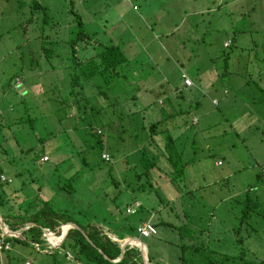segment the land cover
<instances>
[{"label": "rangeland", "instance_id": "obj_1", "mask_svg": "<svg viewBox=\"0 0 264 264\" xmlns=\"http://www.w3.org/2000/svg\"><path fill=\"white\" fill-rule=\"evenodd\" d=\"M30 1L0 0V112L8 109L7 115L20 121L3 132L13 153L8 159L11 163L0 162V181L5 177L10 182L0 186L2 202L14 205L19 200L17 207L25 209L31 200L34 203L30 209H36L49 200L53 209L94 219L91 223L107 231L105 223L112 219L107 209L130 205L131 194L125 188L136 183L147 186V178L161 187L166 197L170 191H194L198 210L191 211L189 217L202 219L204 227H218L220 235H211L210 240L218 252L232 255L242 247L250 259L264 261V217L259 212L264 213V0H240L223 11L215 7L213 12L196 15L193 12L198 4L200 8H211L212 0H37L47 7L49 26L44 36L52 32L49 36H57L53 41L61 43L56 47L57 56L50 59H45L37 42L32 41L41 11L33 15L26 32L20 28L8 31L29 17ZM18 5L27 12L15 13L13 9ZM190 9L192 13L188 12L179 23L183 11ZM73 13L79 16L90 43L119 44L125 52L128 63L122 69L124 77L116 82L113 92H106V101L95 98L94 91L81 89L75 93L70 86L68 46L62 42L69 39L72 30L77 31ZM175 24L180 27L171 33ZM38 28L41 35L40 25ZM194 31L206 35L209 44H196ZM227 40L231 46L224 48L222 44ZM196 63L204 67L206 74L201 89L190 91L195 98L199 94V107L189 106L188 90L181 86L178 74L182 68L194 80L192 66ZM21 67L23 76L13 79ZM135 96L139 99L132 102ZM88 97L86 111L73 107V100ZM168 98L172 106L180 105L189 126L194 117L197 119L198 128L193 133L200 130L186 135L190 143L194 141L186 160L196 161L176 179L179 189L175 191L162 173L170 169L164 159L159 160L158 172L142 175L140 180L134 172L141 171L132 165L138 157L134 150L143 145L148 148L149 132L141 129L142 121L146 125L160 109L167 110ZM213 98L219 103L217 107L211 103ZM22 101L28 110H23ZM165 117L163 114L162 119ZM98 131L100 145L96 144ZM173 135L179 136L180 132ZM28 148L31 152L26 153ZM101 153L110 155L112 162L108 155V163L101 162ZM43 155L49 158L48 163L40 162ZM39 165L45 170H39ZM69 182L73 192L59 188ZM254 198L259 209L245 217L247 199ZM180 199L170 202L165 212L151 215L150 220L159 223L169 218L175 225L180 223L184 220L181 208L186 207ZM173 208H177L179 217L170 211ZM156 231L149 239L133 237L146 244L150 256L176 253V232L161 224ZM236 239H241V247ZM58 241L53 240L55 247ZM117 242L122 245L123 241ZM53 252L50 256L38 254L35 247L14 246L11 264H53V260L57 264H77L61 249ZM0 264H8L2 255Z\"/></svg>", "mask_w": 264, "mask_h": 264}, {"label": "trees", "instance_id": "obj_2", "mask_svg": "<svg viewBox=\"0 0 264 264\" xmlns=\"http://www.w3.org/2000/svg\"><path fill=\"white\" fill-rule=\"evenodd\" d=\"M22 9L23 7L18 5L13 9V11L15 13L27 12ZM46 10V6H43L37 0H31L30 3H28L27 14L29 17H27L24 21H21L18 25L12 26L8 31H13L16 28H20L23 29L22 31L26 32V30H28L30 27L29 22L32 21L33 15L41 11L42 16H39V19L36 20L37 23L32 30V41L37 42L42 56L45 59H50L53 56H57L56 47L60 46L61 43L58 41H53V39L57 38V36L54 38L49 36L54 34L52 32L44 36L43 31L49 26L48 14ZM73 15L75 20L78 21L76 26L77 31L72 30L70 32L69 39L65 42H62L68 46L69 53L67 59L70 60V64L67 66V68L69 69V67H71L69 71L70 74L68 76L70 86L75 93L83 90L94 91L95 98L100 99L102 102L106 101V92L108 90L113 92V90L116 89V82L121 77H124L122 69L124 68L123 66L128 63L126 61L125 52L121 50L119 44H108L107 42L90 43L88 41L90 36L88 33L82 30L79 16L74 13ZM38 25H40V29H42L41 35L38 34ZM224 46L229 48L231 46V42L229 41ZM228 59V56L224 58V64L226 66ZM194 65L195 66H192L194 68V80H191L188 74L184 72V69L182 68L178 70V74L179 78L182 80L181 86L183 85V87L188 90V97L186 100L189 106L191 105L199 107V104L201 103L199 94H197L195 98L191 92L198 90V88L201 89L199 85L202 84V78L206 76V74L202 65H198V63ZM22 69V67L18 68L16 74H13L12 78L14 79L23 76L24 69ZM186 81H188L189 84H186ZM165 83L168 84L167 82ZM200 92L202 93L203 91L201 90ZM174 96L177 99L178 95L176 92ZM138 97L139 96H135L132 102H137L139 99ZM77 99L78 98H76V100L72 99L73 107L79 112L86 111V108L90 105V98ZM167 101V110L160 109L159 113L155 114L154 120L152 119L151 122L146 124L147 126L142 121L141 129L144 130L147 128L149 132L147 143L148 148L143 145L141 148H136V150H134L138 157L134 158V164L132 165L136 166L137 169L135 170L141 171L140 174L136 171L134 172V177L136 180H140L142 175H150L154 171L158 172V170H160V167L158 166L159 160L164 159L166 165L170 169L163 170L162 173H164L169 178V182L173 186V189L177 190L179 187L176 185V181L184 175L186 166L196 161L195 158L186 160L188 155L187 151L190 148L192 149V145L194 144L193 139H191L190 143V138L186 135H195L200 130L193 133V131H196L198 128L197 119L194 117L195 119L191 120L192 124L189 126L188 122L183 118L185 113L182 111L180 105L176 103L178 106H172L169 98ZM262 101L264 102L263 96ZM175 107L178 109L175 110ZM23 110H28L27 105L24 102ZM8 111L9 110L6 109L3 110V112H0V162L6 160L7 162L11 163V160L8 159L13 153V148L11 147L12 145L7 144L10 141L4 136L3 132L10 129L13 123L18 124L20 121L13 120V118L9 116V113L7 115ZM163 114L166 115L164 119H162ZM6 115L7 117H5ZM141 120H143L142 117ZM27 121H29V119ZM128 121L130 122V120ZM175 132H180V135H173ZM184 136H186L185 141L183 143H179V139ZM100 137L101 133L98 131L96 139L97 145L101 144ZM159 141L162 143L161 145H159ZM28 151L31 152L29 148L26 153H28ZM105 154L106 153H101L100 161L108 163V161L111 159L112 162V157L108 154L107 155L110 159L108 161L103 160L102 155ZM42 158L43 156L40 157V159ZM129 158L130 157H127V161ZM47 159L48 160L45 163H48L49 158L47 157ZM127 161L125 159L123 160V162ZM40 168L41 166L39 165V170ZM43 170H45V166ZM1 175H3V171L0 169V176ZM257 179H261L260 174L257 175ZM146 181H148L147 186L136 183L129 186L128 188H125V190L127 192L129 191V194H131V200L129 201L130 205L134 208V214H130L131 216L134 215L133 223L128 222L130 219H127L126 216L128 215L123 208L109 207L107 210L112 220L117 215L118 217L121 216L122 218H119L124 219V221L117 225L111 223L112 221L110 220L107 221L105 225L107 227V231H102L100 227L93 225L91 221L86 218L84 219L75 217L74 215L66 214V211L53 209L49 200L42 201V205L36 209H30L31 205L34 203L30 202V200L28 203L29 207L22 209L17 207V203L20 202L19 200L16 201L14 205H11L10 203L7 204L6 202H2L4 199L0 196V216L2 217L4 223L7 225L10 231L21 232L20 237H8L6 235H2L0 230V238L3 237V242L9 243L11 246L7 251H0V255L6 259L8 264H11V259L15 258L13 253L14 246H17L18 248L35 247L38 251V254L45 252V250L52 251V248H50L48 244L46 247L41 246L42 243H46V240H43L44 238L48 240L46 237V232L44 233L42 230L48 229L49 231L53 232L52 234L54 237H58L60 236L62 226L65 224H74L79 229H70L67 232L63 242L58 247L65 252V256L69 255L74 262L78 264H142V257L139 251L135 248H129L128 246L125 248L122 259L117 263H113L112 261H115L119 258L120 244L116 241H112L107 235V232H111V234L115 235V237L118 239H123L125 235L134 234V232L144 223H150L151 220L149 221L148 218L158 212L157 209L159 206H163V204H165V198L160 192L161 187L153 185L147 178ZM9 183L10 182H8L5 177H3V180L0 181V186L3 187ZM116 184L119 185V183ZM72 186L73 184L69 182L60 185L59 188L67 189L64 192L71 193L73 192L70 191L73 189ZM147 187H149V190H146ZM178 192L180 193V191ZM184 194L186 193H183V196ZM186 195L188 196V194ZM12 196L17 199V196L14 194H12ZM183 196L182 198H186ZM113 198H110L109 202H112ZM247 202L249 204H247V207L243 210V215H245V217H248L251 213H253L254 210L259 209V203L256 198H254V200L247 199ZM262 203H264V201ZM252 205H254V208ZM12 206L16 209L12 208ZM193 208H196V204ZM259 212L260 216L264 217V213L260 211V209ZM189 214L190 213H188L185 209L183 212L184 220H180V223L177 225L170 221L161 222V225L172 229L178 236V240L174 245V251L176 253L175 255H172L171 259L173 260H171L168 264H264V261H256L250 259L246 255V250L241 247V239H236L237 242L240 243L241 247L237 253L229 255L218 252L217 248H214L212 241H210L211 232L209 231V227H204L201 225V221L197 219H190ZM243 221L244 220L242 219L239 223L242 224ZM27 224L31 225L27 227ZM66 227L68 226H65L63 231H65ZM120 231H123V233ZM235 231H240V227H237ZM236 235L238 234L236 233ZM133 240L136 241L137 244H140L138 240ZM49 242L52 243L51 241ZM52 244L55 245L56 243ZM141 246L143 247V245ZM143 248L146 252L145 247ZM53 251L50 254L44 253V255L52 256L54 254ZM9 253L13 254L9 255ZM148 258L152 263L153 256H150L149 254ZM54 261L55 260H53L52 263L57 264Z\"/></svg>", "mask_w": 264, "mask_h": 264}, {"label": "crops", "instance_id": "obj_3", "mask_svg": "<svg viewBox=\"0 0 264 264\" xmlns=\"http://www.w3.org/2000/svg\"><path fill=\"white\" fill-rule=\"evenodd\" d=\"M240 0H212L211 1V8H208V7H205V8H200V4H198V9L195 11V12H193V13H195L194 15H196V14H202V12H213L214 11V9H215V7H218V11H219V9H220V11L222 10H225L226 9V7L228 8V7H230V5H234L235 3H237V2H239ZM134 8V7H133ZM188 12L189 13H192V10L190 9V10H185V11H183V13H182V18L181 19H179V23H181V21H183V17L186 15V14H188ZM180 24H175L173 27H171L170 28V30H171V33L172 32H174V31H176L177 29H179V26ZM190 27H192V26H190ZM195 27V26H194ZM193 36H194V40H195V42H196V44L198 43H200L201 45H206V42L209 44V42L207 41V39H205V37H206V35H204L203 36V34L202 33H199V34H196L195 33V31L193 32ZM193 40V41H194ZM229 41L227 40V41H224L223 42V44H222V46L223 47H225L224 45L226 44V43H228ZM226 48V47H225ZM185 74V73H184ZM223 94H228V93H226V91H224L223 92ZM211 103H212V105H214L215 107H217L218 105H219V103H218V101L215 99V98H213L212 100H211ZM201 104V103H200ZM199 104V105H200ZM1 111V110H0ZM195 118H193V120H194ZM208 123H212V122H208ZM208 123H204L203 125L204 126H207V125H209ZM223 130H226V129H222V131ZM43 157H47V155H43ZM40 162H41V159H40ZM42 163V162H41ZM44 166H42V168H43ZM43 170V169H42ZM7 177V176H6ZM167 177V176H166ZM167 179L169 180V178L167 177ZM166 187V185L164 184V188ZM173 191H175V189H173ZM186 194H188V196L186 195V194H184V196L186 197V198H182V196H183V193H179L178 191H175V193H172L171 191H170V194H169V196H165V195H163V193L161 194V195H163V197L165 198V204H163V206H159V208L157 209L158 210V212H165L166 211V209L165 208H167L168 206H169V204H170V202L171 203H173L177 198H179V196L181 197V199H183V201H184V204L186 205V207H185V209H186V211L188 212V213H190L191 211L192 212H197V210H198V200H196V197H195V194H193L194 193V191H186L185 192ZM9 195H12V194H9ZM182 195V196H181ZM260 195V194H259ZM183 196V197H184ZM188 197V198H187ZM180 199V200H181ZM192 202H193V204H192ZM195 204H196V208H193L194 206H195ZM193 205V206H192ZM129 207H131V208H133L131 205H128L127 204V206H125V212H126V214L128 215V216H126L127 217V219H130V221L128 220V222H131V223H133V217H134V215H130V214H128L127 213V209L129 208ZM185 209H183V208H181V211H182V214H183V212H184V210ZM171 212H173V214H175L176 216H178L179 217V215L177 214V213H175L176 211H177V208H173L172 210H170ZM169 212V211H168ZM154 215V214H153ZM118 216L116 215L115 217H114V219L112 220V219H110V221H112L111 223H113V224H115V225H117V224H120V223H122V221H124V219H121L122 217L121 216H119V217H121V218H117ZM86 219H88V220H90L91 222H93V220L94 219H90L89 217H85ZM94 218H96L95 216H94ZM121 219V220H120ZM149 219V221H150V217L148 218ZM213 219H211V218H209V221H212ZM169 221V218L167 219V222ZM160 224H162L161 222H163V220L162 221H158ZM165 222V221H164ZM104 223V222H103ZM159 223H153L152 222V220H151V222L149 223V224H151L154 228H155V230L157 229V226L159 225ZM201 223H202V219H201ZM93 224V223H92ZM106 224V223H105ZM203 224V223H202ZM28 225V224H27ZM31 224H29L28 226H30ZM74 225V224H73ZM94 225V224H93ZM65 226H68V224H65L64 226H62V229H61V233H60V236H58V237H54V239L53 240H55V239H59V246L61 245V243L63 242V240H64V238H65V236H66V234H67V232L70 230L69 228L71 227V226H68V229L65 231V236H64V238H62V235L64 234L63 232V228L65 227ZM163 226V225H162ZM210 230V234L212 235V237L214 236V237H216V236H218V235H220V233H219V231H218V227L216 226V227H210L209 228ZM47 231H49L48 229H43L42 230V232H46L47 233ZM51 234L53 233V232H51V231H49ZM156 234H157V231H156ZM155 234V235H156ZM53 235V234H52ZM107 235L110 237V239L112 240V241H123V240H127V239H129V240H132V241H134L132 238H138V237H140L138 234H137V230L134 232V234H129V235H125V237L123 238V239H118V238H116L115 237V235H113V234H111V232H107ZM155 235H152L151 237H153V236H155ZM134 236V237H133ZM151 237H149V238H151ZM134 238V239H135ZM140 238H142V237H140ZM149 238H142V239H149ZM43 240H46V245L48 244L49 245V243H48V241H47V239L46 238H44ZM140 243H142L143 245H144V247H145V249H146V253H147V258H148V255H149V252H148V248H147V246H146V244L144 243V242H142V241H140L139 239H137ZM50 246V245H49ZM58 246V247H59ZM121 246V245H120ZM127 246H129V245H127ZM58 247H55V246H50V248H52V251L53 250H55V249H57ZM126 248V247H125ZM125 248H124V251H125ZM136 250H138L139 251V249H138V247H136L135 248ZM52 251H46L45 250V252H42L43 254L44 253H46V254H50V253H52ZM120 252H121V249H120ZM140 253V252H139ZM161 253H164L163 254V257H162V255H161ZM160 254H159V252H157V255H156V257H153V262L151 263L150 261H149V258H148V261H149V263L150 264H156V263H166V264H168L171 260H173V259H171V257H172V255H175V253L173 252L172 254H170L169 255V252H161ZM140 255H141V253H140ZM67 256H69V255H67ZM66 256V257H67ZM70 257V256H69ZM119 257H120V255H119ZM142 257V256H141ZM119 259V258H118ZM117 259V260H118ZM162 259H166L165 261L164 260H162ZM116 261V260H115ZM113 262V261H112ZM78 264V263H77ZM142 264H143V260H142Z\"/></svg>", "mask_w": 264, "mask_h": 264}, {"label": "built area", "instance_id": "obj_4", "mask_svg": "<svg viewBox=\"0 0 264 264\" xmlns=\"http://www.w3.org/2000/svg\"><path fill=\"white\" fill-rule=\"evenodd\" d=\"M130 1V0H129ZM133 9H135V7L133 8ZM187 82V81H186ZM187 84V83H186ZM102 158H103V160H105V161H108L109 160V158H108V156L107 155H102ZM47 157H43L42 159H41V162L42 163H45V162H47ZM220 164V163H219ZM263 173H264V171H263ZM127 213L128 214H134V208H131V207H129L128 209H127ZM2 234H3V232H2ZM137 234L140 236V237H142V238H149V237H151L152 235H155L156 234V230H155V228L151 225V224H149V223H144L141 227H139L138 229H137ZM4 235V234H3ZM46 235H49V237L48 238H51L52 237V239H54V236L49 232V231H47V233H46ZM48 241V243H49V245L50 246H54V244H52V243H50L49 242V240H47ZM55 245H57V244H55ZM10 244L9 243H4L3 242V237H1L0 238V251H7V250H9L10 249Z\"/></svg>", "mask_w": 264, "mask_h": 264}, {"label": "water", "instance_id": "obj_5", "mask_svg": "<svg viewBox=\"0 0 264 264\" xmlns=\"http://www.w3.org/2000/svg\"><path fill=\"white\" fill-rule=\"evenodd\" d=\"M41 166V165H40ZM43 169V168H42ZM29 225V224H28ZM68 226H71L72 229H79L76 225H73V224H68ZM0 230L1 232H3L4 235L8 236V237H20L21 235V232H13V231H10L7 227V225L4 223L2 217L0 216ZM65 232L64 234L62 235V238H64L65 236ZM129 239L127 240H123L122 242V245L120 246V249H121V252H120V257L118 260L116 261H113V263H117L119 262L122 257H123V254H124V248L129 245ZM141 245H143L142 243H140ZM144 247V245H143ZM139 249V252L141 253V256H142V260H143V264H150L149 261H148V258H147V253L143 251V249L141 247H138Z\"/></svg>", "mask_w": 264, "mask_h": 264}, {"label": "bare ground", "instance_id": "obj_6", "mask_svg": "<svg viewBox=\"0 0 264 264\" xmlns=\"http://www.w3.org/2000/svg\"><path fill=\"white\" fill-rule=\"evenodd\" d=\"M67 229H68V227L65 228V231H66ZM65 231H64V232H65ZM47 238H48V237H47ZM48 240L51 241V242H53L52 237H51V238H48ZM128 241H129V243H130L131 245H133V246L141 247V248L143 249V251L145 252L144 248H143L140 244H137L136 241H132V240H128Z\"/></svg>", "mask_w": 264, "mask_h": 264}, {"label": "clouds", "instance_id": "obj_7", "mask_svg": "<svg viewBox=\"0 0 264 264\" xmlns=\"http://www.w3.org/2000/svg\"><path fill=\"white\" fill-rule=\"evenodd\" d=\"M26 226L28 227V225H26ZM129 244H130V243H129ZM130 245H131V244H130ZM130 245L128 246L129 248H136V246H133V245L130 246ZM126 247H127V246H126Z\"/></svg>", "mask_w": 264, "mask_h": 264}]
</instances>
